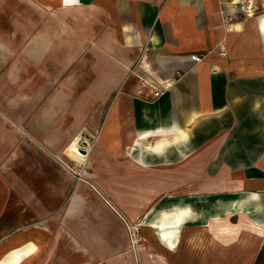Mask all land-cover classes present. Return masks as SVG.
Masks as SVG:
<instances>
[{
	"label": "crops",
	"instance_id": "0c3cea01",
	"mask_svg": "<svg viewBox=\"0 0 264 264\" xmlns=\"http://www.w3.org/2000/svg\"><path fill=\"white\" fill-rule=\"evenodd\" d=\"M51 1L58 10L39 32V100L44 86L62 80L38 109L36 131L55 154L78 141L84 158H71L84 166L90 145L86 141L82 151V133L99 134L100 155L87 163L93 173L86 175L98 180V190L110 199L93 185L75 189L73 201L95 196L98 204L87 202L83 220L73 205L67 206L58 227L57 200L37 202L39 226L4 237L0 264L19 248L20 264H264V198L237 183L241 166L258 167L264 177V73L256 78L258 85L245 75L252 65L264 72L262 59L254 58L264 52V32L257 27L264 10L229 19L236 12L232 0ZM13 3L0 0V67L13 44L27 36L20 26L22 21L27 26V8L6 12ZM240 21L243 31L238 33ZM192 54L199 60H191ZM19 65H10L7 77L13 79L11 68ZM0 89L2 105L22 120L23 93L14 94L1 83ZM113 92L114 100L104 105ZM257 105L261 110L255 113ZM203 116L217 131L229 132L217 154L195 148L194 133L212 131ZM195 119L197 125L189 127ZM162 136L166 140L153 149ZM11 141L9 132L0 136V145ZM35 158L25 147L4 158L0 171L9 187L39 198L41 165ZM59 177L63 186H47V196L59 198L69 190L72 178ZM4 180L0 212L10 191ZM176 198L180 203H172ZM177 209L184 211L182 221L164 225V232L175 236L159 239L154 225L162 213L171 219ZM77 220L83 223V237L75 233ZM140 220L135 248L131 227ZM221 229L229 231L227 236Z\"/></svg>",
	"mask_w": 264,
	"mask_h": 264
},
{
	"label": "rangeland",
	"instance_id": "374dc122",
	"mask_svg": "<svg viewBox=\"0 0 264 264\" xmlns=\"http://www.w3.org/2000/svg\"><path fill=\"white\" fill-rule=\"evenodd\" d=\"M13 2L17 4H12L9 8V5L6 6L5 11L6 12H16V10L21 9L22 12L27 8V26L25 27V22H20V26L22 28V32L24 34V30H27V36L22 37L20 39L21 41L16 45L13 44L12 51L10 53L9 58L4 62L2 67H0V83L2 86L7 87L10 89V91L14 94L19 95L20 93H23V99L20 100V103L24 105V117L22 120H18L17 118H14L9 114V112L6 110L7 106L5 107L0 102V136H2L5 132L11 133L12 141L8 145H0V168L2 165V161L4 158H8L11 156L14 152H20L23 148H29L30 153L35 156L40 165L39 166V185H41V189H39V193L43 194L39 196V198L35 195H31L30 192L29 195H23L18 193V190L14 189L13 187H9L7 180H4V174L0 171V182L3 183V180L5 182L6 190L8 191V194L6 197H4V204L1 207L0 212V241L20 230L24 227L39 226V213L35 210L36 206L35 204L37 202H43L44 204H47L48 202L51 203V200H57L56 205H60V208L55 212L54 216L56 217V220H58V224H54L55 227L62 225V220L65 218L67 206L71 207V205L76 208V215L83 220L82 215L83 211L85 210L87 205L91 202L92 206H95L98 204L97 198L95 196H87V197H76L73 201V195L75 193V189L81 188L82 186L88 187V185H93L98 190L99 185L97 184L98 180L94 182L93 180L89 179V177L86 174L93 173V169L87 165V163L93 162L95 159V156L100 155V150L97 149V142L99 134L97 133H82L83 138L80 140V145L83 147L82 151H85V146H87L86 141L90 145V150L87 152V158L84 163L86 165H81V163L76 162L73 160L69 155L66 153L58 152L55 154V152L51 149H49L46 145H44L39 140V133L36 131V125H38V115H39V108H41L43 105H46L52 94L53 91H55L58 87H60L62 79L56 80L53 84H49L47 86H44V92L43 98L39 100V32L42 28H46L50 25L51 19L54 18L55 11L58 10V5L55 4L51 0H40L43 1L44 4H39V0H28V4H20L18 3V0H12ZM259 1L262 2L263 6L261 9V5H259ZM257 9L254 13L257 15L261 13V11L264 10V0H255ZM258 2V3H257ZM20 4V5H19ZM242 18H245V13L238 12L236 15H240ZM12 23L15 22L14 20L11 21ZM11 22H5L7 25ZM11 23V24H12ZM239 30L238 33L243 31V21H240L239 23ZM15 27V26H14ZM14 40V39H13ZM94 45V44H93ZM27 48V49H25ZM25 49V51H24ZM24 51V52H23ZM22 55V58L20 57ZM24 57L26 58L24 62ZM21 58V59H19ZM254 58H260L263 61L264 64V52L260 53L259 56H255ZM16 62L20 63L19 67L15 70L12 66V72H13V79L7 77V71H9L8 67L12 64H15ZM251 67V66H250ZM243 71V69H241ZM261 70V69H260ZM253 67L252 65V71L251 73L246 71L245 75L252 76L253 82H255V85H258L256 78L263 79V71H260ZM5 74V75H4ZM4 75V77H3ZM16 78V79H15ZM264 81V80H263ZM1 90V89H0ZM115 93H111L109 96V101H106L104 105H108L109 102H112L114 100ZM111 100V101H110ZM78 107L83 105V102L79 104V102L75 103ZM108 107V106H107ZM81 110L84 112L83 106L80 107ZM261 110V109H260ZM259 107L253 108V112L258 113ZM263 111V109H262ZM81 112V113H83ZM109 113V111H108ZM264 114V113H263ZM108 116V115H107ZM259 118V117H258ZM262 118V117H260ZM109 119V118H108ZM200 119H203L205 122V126H207L212 131L210 132H200V133H194L193 139L195 148L197 151H204L207 149H210L211 151H214V153H218L219 148H222V144L227 140L229 132H222L217 131V126L210 123L206 116L201 117ZM126 126V122L124 123ZM197 125V119L192 123V125H189V127L194 128ZM194 126V127H193ZM115 128V127H114ZM111 129V131H114L115 129ZM254 136H258L257 132L253 133ZM85 139V140H84ZM3 146V147H2ZM7 146L9 148H7ZM210 146L211 148H205ZM6 147V149H4ZM205 148V149H204ZM114 159V157H112ZM83 163V164H84ZM243 167V168H242ZM73 171H72V170ZM242 170V175L240 177V181L237 180L238 185H244L249 192L256 193V195H261L264 198V177L261 176V170L258 167L255 166H249L244 167L241 166L239 168V171ZM78 171V172H77ZM55 174H58L57 179L60 178L59 176H63L64 174L68 175L72 179L67 181V187H69L68 191L62 192L57 197L47 196L46 194L51 191H47L51 187V185H55L56 183L59 184V186H63L62 180L55 179ZM50 176H54V180L51 179ZM48 177V178H47ZM34 180V177L32 179L27 180L24 179L23 185H28ZM30 182V183H29ZM101 182V181H100ZM105 182V181H103ZM66 187V182H65ZM49 186V188L47 187ZM28 191V190H26ZM35 191L34 194H36L38 191ZM99 191V190H98ZM101 194V192L99 191ZM105 199H109L107 196H104L101 194ZM249 196V195H248ZM243 199V198H242ZM258 199V198H257ZM80 200V202H77ZM86 200V201H85ZM100 202V201H99ZM258 202V201H257ZM172 203H180L179 199L176 198V200L172 201ZM185 203H189L188 199ZM88 206V205H87ZM191 206V205H190ZM205 209L204 207H202ZM210 207H208L209 209ZM72 209V208H70ZM207 209V210H208ZM94 210V209H93ZM206 210V209H205ZM95 214L93 213V216ZM76 217V216H75ZM52 219L50 218L48 222H51ZM78 221V222H77ZM73 223V225H76L75 233L78 234L77 236L83 237V227L81 223L82 221L77 220ZM142 223L137 222V225H134L131 227V233L133 240L135 242V248L139 245L140 241H138V235L140 232L139 225ZM46 224V222H45ZM81 225V226H80ZM54 228H50V230L53 231ZM57 230V228H55ZM81 237V238H82ZM38 261V260H37ZM35 264V263H33Z\"/></svg>",
	"mask_w": 264,
	"mask_h": 264
},
{
	"label": "bare ground",
	"instance_id": "6f19581e",
	"mask_svg": "<svg viewBox=\"0 0 264 264\" xmlns=\"http://www.w3.org/2000/svg\"><path fill=\"white\" fill-rule=\"evenodd\" d=\"M231 3H239V4H243L242 5V10L245 12V18H251L253 17V15L255 14V10L257 9L256 5H255V0H232ZM257 27L260 28V30L262 32H264V13L262 14H259L258 15V19H257ZM146 138V137H144ZM163 140H166V136H162L159 141H157L155 144H154V148L153 149H158L163 143ZM78 142V141H77ZM77 142H74L72 143L70 146H68L66 149H65V152L72 158H76L78 160H83L84 158V155L80 152L79 148H78V143ZM149 147V146H148ZM172 216H171V219H169V216H166L167 217V221H166V217H164V214L162 213V215L159 217L160 218V222L157 224V225H154L157 229H160V232H159V239L163 240V239H167V238H172L174 235V232H170L169 230L168 231H165L164 232V225L165 224H170V220H171V224H175V223H179L182 221L183 219V215H181L183 212H180L178 209L177 210H173L172 211ZM166 221V222H165ZM229 231L227 229H221V234L223 236H227L226 234L228 233ZM178 235L176 236V239H177ZM163 242V241H162ZM31 244V243H29ZM173 245V243H172ZM24 247V246H23ZM27 247V246H26ZM172 247V246H171ZM31 246L29 245L28 246V249H30ZM168 249V248H167ZM22 250L19 248L18 250H16V252H13L11 254V256L9 257L10 260L8 262H6L5 264H20L21 263V256H22ZM29 257V256H28Z\"/></svg>",
	"mask_w": 264,
	"mask_h": 264
},
{
	"label": "built area",
	"instance_id": "2783aa9c",
	"mask_svg": "<svg viewBox=\"0 0 264 264\" xmlns=\"http://www.w3.org/2000/svg\"><path fill=\"white\" fill-rule=\"evenodd\" d=\"M231 4L235 5V7H236V12H233L232 14L228 15V18H229V19H234V18H235V14H236L237 12L245 13V12L242 10V5H243V4H239V3H231ZM219 47H220V48H219V53H220V54H223V53H224V46H219ZM190 58H191V60H193V61H198V60H199V57H198L196 54H192V55H190ZM154 95L157 96V95H158V92H155Z\"/></svg>",
	"mask_w": 264,
	"mask_h": 264
}]
</instances>
